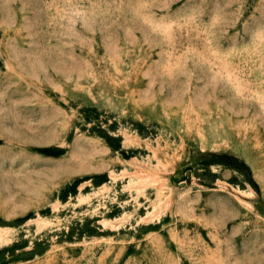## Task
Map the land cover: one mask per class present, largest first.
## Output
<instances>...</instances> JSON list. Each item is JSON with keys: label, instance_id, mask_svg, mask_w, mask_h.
I'll return each mask as SVG.
<instances>
[{"label": "rangeland", "instance_id": "1", "mask_svg": "<svg viewBox=\"0 0 264 264\" xmlns=\"http://www.w3.org/2000/svg\"><path fill=\"white\" fill-rule=\"evenodd\" d=\"M0 264H264V0H0Z\"/></svg>", "mask_w": 264, "mask_h": 264}]
</instances>
